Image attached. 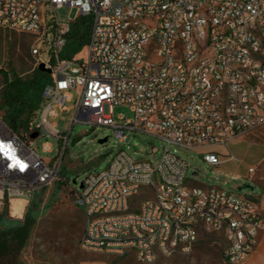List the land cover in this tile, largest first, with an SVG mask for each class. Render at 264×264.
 I'll list each match as a JSON object with an SVG mask.
<instances>
[{
    "label": "built area",
    "instance_id": "obj_1",
    "mask_svg": "<svg viewBox=\"0 0 264 264\" xmlns=\"http://www.w3.org/2000/svg\"><path fill=\"white\" fill-rule=\"evenodd\" d=\"M64 7L92 17L88 45L70 59L61 56L75 20L49 14ZM1 32L31 37L35 67L43 64L51 80L37 117L22 135L14 132L1 107L11 73L0 53V212L61 180L65 148L52 162L33 144L40 137L68 141L51 120L68 110L75 91L71 128H112L119 143L129 133L163 142L155 163L122 150L71 190L85 217L83 251L153 264L190 255L205 231L224 236L225 263L251 257L264 230L256 198L188 185L189 165L177 152L202 153L218 167L234 157L210 148L264 126V0H0ZM121 106L133 120L116 121ZM44 151L52 152L48 141ZM255 171L250 167L249 177Z\"/></svg>",
    "mask_w": 264,
    "mask_h": 264
},
{
    "label": "rangeland",
    "instance_id": "obj_2",
    "mask_svg": "<svg viewBox=\"0 0 264 264\" xmlns=\"http://www.w3.org/2000/svg\"><path fill=\"white\" fill-rule=\"evenodd\" d=\"M49 14L56 15L61 21H77L81 18L76 9L69 7L51 11ZM32 43L31 37L25 34L0 33V53L6 72L16 73L23 78L32 74L36 69L35 60L31 55ZM83 55H87L86 50ZM76 98L74 91L73 100L67 104L68 110L60 112L57 118L51 120L53 124H57L58 131L68 137V141L52 137H40L34 141L33 148L38 154L52 162L59 160V155L65 148L61 160V180L36 192L31 198H14L26 204L20 218L12 214L10 202L8 224L22 223L30 208L33 209L35 224L27 246L8 264H79L83 260L94 259H106L112 264H140L132 254L120 256L92 253L80 248V240L85 230V217L81 208L75 205L74 192L71 190H78L89 174L107 169L114 156L122 150L134 160L155 163L163 152V142L152 135L129 133L127 141L119 143L112 128L96 129L86 124H76L71 128ZM115 114L119 123L134 118V114L125 106L116 107ZM47 141L52 146V152L44 151ZM154 148L159 150L157 158L153 153ZM210 150L229 154L234 159L212 167L203 161L202 153L178 149L177 155L189 165L188 185L215 186L241 194L251 193L254 196L262 194V188L254 182L264 184V126L238 136L227 147H213ZM250 167H256L252 179L249 178ZM241 186L247 188L239 190ZM226 247L225 238L221 233L201 231L199 242L190 255L160 257L153 264H222ZM92 264H103V261L97 260Z\"/></svg>",
    "mask_w": 264,
    "mask_h": 264
},
{
    "label": "trees",
    "instance_id": "obj_3",
    "mask_svg": "<svg viewBox=\"0 0 264 264\" xmlns=\"http://www.w3.org/2000/svg\"><path fill=\"white\" fill-rule=\"evenodd\" d=\"M92 17L83 16L71 24V32L62 52V59H70L79 54L90 41ZM6 74V86L1 96L4 119L9 127L22 135L37 117L43 106L42 92L51 80L48 72L34 69L23 78L16 73ZM33 209H29L22 223L8 224L9 203L0 212V264H8L18 257L27 246L34 226ZM18 264H22L19 263ZM112 264V263H111Z\"/></svg>",
    "mask_w": 264,
    "mask_h": 264
},
{
    "label": "crops",
    "instance_id": "obj_4",
    "mask_svg": "<svg viewBox=\"0 0 264 264\" xmlns=\"http://www.w3.org/2000/svg\"><path fill=\"white\" fill-rule=\"evenodd\" d=\"M249 178H251L252 179V177H249ZM253 181V180H252ZM254 182V181H253ZM255 184H257L258 186H260L261 188H262V190H263V192H262V194L261 195H259V196H254L253 194H251V195H253L255 198H256V200H257V202H258V204H259V207H260V210H261V212H262V214L264 215V184L263 185H259L257 182H254ZM241 187H243V186H241ZM18 203H23V202H21L19 199H13L12 201H11V204H12V206L13 205H16V204H18ZM24 204V203H23ZM26 204H24V206H25ZM13 208V207H12ZM11 208V209H12ZM24 211V210H23ZM21 217H22V215H21ZM18 218H20V217H18ZM97 260H101V261H103V264H111V262L110 261H108V260H106V259H94V260H83V261H81L79 264H87V263H90V264H92V263H94V261H97ZM222 264H227V263H225L224 261H223V259H222ZM243 264H264V230L260 233V235H259V246H258V248H257V250L251 255V257L245 262V263H243Z\"/></svg>",
    "mask_w": 264,
    "mask_h": 264
},
{
    "label": "bare ground",
    "instance_id": "obj_5",
    "mask_svg": "<svg viewBox=\"0 0 264 264\" xmlns=\"http://www.w3.org/2000/svg\"><path fill=\"white\" fill-rule=\"evenodd\" d=\"M12 214L14 216L17 217H21V215L23 214V210H24V204L23 203H18L16 205L12 206Z\"/></svg>",
    "mask_w": 264,
    "mask_h": 264
},
{
    "label": "water",
    "instance_id": "obj_6",
    "mask_svg": "<svg viewBox=\"0 0 264 264\" xmlns=\"http://www.w3.org/2000/svg\"><path fill=\"white\" fill-rule=\"evenodd\" d=\"M38 69L50 73V71L47 70V69L44 67L43 64H41V65L38 67ZM37 136H38L37 133L33 134V135H32V139H36ZM74 182H76V181H74ZM80 188H83V185H82V184L80 185ZM245 188H247V186L240 187L239 190H243V189H245Z\"/></svg>",
    "mask_w": 264,
    "mask_h": 264
}]
</instances>
